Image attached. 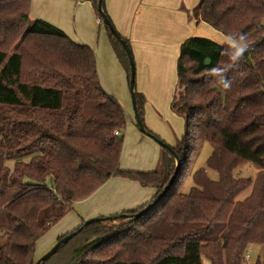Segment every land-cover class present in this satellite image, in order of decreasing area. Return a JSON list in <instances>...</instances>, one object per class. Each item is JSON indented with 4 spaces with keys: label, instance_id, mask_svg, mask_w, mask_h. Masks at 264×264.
<instances>
[{
    "label": "trees",
    "instance_id": "trees-1",
    "mask_svg": "<svg viewBox=\"0 0 264 264\" xmlns=\"http://www.w3.org/2000/svg\"><path fill=\"white\" fill-rule=\"evenodd\" d=\"M31 1L0 0V264H35L38 240L110 178L154 189L149 201L114 215L135 214L176 169L164 147L156 169L121 167L124 134L115 130L127 128V113L103 86L94 48L33 17ZM90 1L103 21L99 0ZM103 10L115 26L105 0ZM189 13L223 34H247L250 48L228 73L231 88L207 76L226 60L220 42L185 39L171 102L185 119L172 146L182 164L170 190L141 217L84 227L41 264H246L250 246L264 245V0H200ZM107 31L130 81L127 52ZM135 96L144 132L155 136L144 121L146 95ZM207 141L218 180L194 169ZM245 164L257 169L254 178L234 174ZM191 175L195 185L183 192Z\"/></svg>",
    "mask_w": 264,
    "mask_h": 264
},
{
    "label": "rangeland",
    "instance_id": "rangeland-1",
    "mask_svg": "<svg viewBox=\"0 0 264 264\" xmlns=\"http://www.w3.org/2000/svg\"><path fill=\"white\" fill-rule=\"evenodd\" d=\"M172 1L176 5L174 20L177 22L179 21V17L182 16L189 26L198 27L199 24L194 20H189L186 12L195 7L200 0ZM39 2L45 5L46 16L50 17L49 20L46 19L47 21L62 28L73 40L88 43L94 48L98 58L99 73L104 86L107 87V90L114 89L115 93L110 90L108 92L114 94L126 109L127 128L123 132L125 138L121 156V167L136 170L156 169L159 166L164 147L162 142L173 145L185 133L184 117L171 107L178 84L177 62L182 41H175L176 33L160 28L154 32L155 40L148 43L146 50L142 51V59L147 60L146 64L141 65L140 58L136 57L134 50L132 51L136 65L135 89L146 95L147 103L144 121L148 129L155 134L153 136L145 133L137 121L128 72L117 57L109 39L107 25L99 20V15L94 9L93 2L81 0V3L77 5L79 7L76 6V0H65V2L39 0ZM105 2L108 13L116 28L123 34L110 11L109 0H105ZM134 18L135 10H132V14L129 16V27L132 26ZM200 23V28L204 27L209 31L208 35L204 36L211 37L209 35H216L218 32L208 23L204 21ZM193 35L202 36V34ZM143 67L147 68L144 71V76L142 75ZM212 152V144L208 141L205 142L195 162L194 169L204 168L211 179L218 180L219 173L208 166V160ZM10 164L12 165L13 162L11 161ZM257 172L254 166L245 164L236 169L234 174L238 177L254 178ZM194 185L195 181L193 175H191L184 183L182 191L188 193ZM96 192L88 198L76 201L74 209L38 240L36 249L37 258L48 251L59 236L72 232L83 220L95 217V214L87 216V213L94 211L96 205H100L97 203L100 195L99 193L95 195ZM251 192L252 188H248L239 196V199H245ZM116 201L117 199L111 203H115ZM119 222V220H115L110 223L117 225ZM249 254L250 256L246 264H257L258 260L262 261L264 258V245H251ZM206 264H208L207 261Z\"/></svg>",
    "mask_w": 264,
    "mask_h": 264
},
{
    "label": "crops",
    "instance_id": "crops-1",
    "mask_svg": "<svg viewBox=\"0 0 264 264\" xmlns=\"http://www.w3.org/2000/svg\"><path fill=\"white\" fill-rule=\"evenodd\" d=\"M58 1L65 2V0ZM80 1L81 0H76V6L81 3ZM44 7L45 5L40 4L39 0H32L31 15L35 18L49 20L50 17L46 16L47 11ZM109 8L114 16L118 28L123 32L124 35L122 33L120 34L129 39L136 57L140 58L142 62H140L141 65L147 63L146 59H142V51L144 52V50H146L148 43L155 40V30L164 28L169 32L171 31L176 33L177 35H175V41L178 42H183L193 34H202V36H204L208 35L209 32L208 29L199 27L201 21H198L195 17H193L192 14L189 13L190 10H187L186 12L188 18L189 20L196 21L199 24L198 27L189 26V24L185 22L184 17L182 16H180L179 21L176 22L174 20V10H176V5L172 0H109ZM132 10H135V18L132 26L129 27V16L132 14ZM223 35V33L218 31L216 35L209 36H211L210 38L220 42L223 38ZM145 70H147V68L143 67V76ZM105 89L107 90V87H105ZM109 90L115 93L114 89L111 88ZM175 144L171 146H174ZM154 192V189L143 187L137 181H132L122 177H112L107 182H105L95 193V195H97L98 193L100 195L99 200L97 201V203H99L100 205H96V209L90 213H87V216H91L93 214H95V216L114 215L119 214L125 210L136 208L141 204L149 201L153 197ZM115 199H117V201L115 203H111L115 201Z\"/></svg>",
    "mask_w": 264,
    "mask_h": 264
},
{
    "label": "water",
    "instance_id": "water-1",
    "mask_svg": "<svg viewBox=\"0 0 264 264\" xmlns=\"http://www.w3.org/2000/svg\"><path fill=\"white\" fill-rule=\"evenodd\" d=\"M98 8H99V11L103 17V22L108 26L111 33L114 35V37H116L118 39V41L122 44V46L125 48V50L127 52L129 62H130V66H131L130 87L132 90L134 110H135V114L137 117V121H138L139 125L141 126V129L144 131L145 130L144 123L141 120V117H140L139 112L137 110V104H136V96H135L136 65H135L134 56L132 54L131 48L129 47L127 41L122 37L120 32L117 30V28L111 22L107 13L103 10V0H99V7ZM162 145L164 146V148L168 149L174 155L175 160H176V169H175V172L173 173V175L171 176L168 184L165 186L164 190L157 196V198L153 202H151L148 206H146L144 209H142L141 211H139L135 214L123 213L120 215L95 216V217L87 219L84 222V224L78 230L72 231V232L64 235L60 239H58L57 242L52 246V248L48 252H46L44 255H42L36 261L35 264H41L44 261H46L49 257H51V255H53L63 245H65L73 236H75L79 231H81L84 227L90 225L91 223L99 222V221H115V220H118L119 218H128V219L138 218V217H141L143 214H145L147 211H149L156 203H158L160 200H162L164 198V196L167 194V192L170 190L172 184L174 183V181H175V179L179 173V170L181 168V164H182L180 156L175 152V150L173 149V147L170 144L162 142Z\"/></svg>",
    "mask_w": 264,
    "mask_h": 264
},
{
    "label": "clouds",
    "instance_id": "clouds-1",
    "mask_svg": "<svg viewBox=\"0 0 264 264\" xmlns=\"http://www.w3.org/2000/svg\"><path fill=\"white\" fill-rule=\"evenodd\" d=\"M220 45L222 49L221 56L226 57V60L208 68L207 76L211 82L228 90L233 83V78L229 77L228 73L240 67V63L244 54L249 50L250 44L247 34L241 32L224 34ZM239 74L243 75L242 72Z\"/></svg>",
    "mask_w": 264,
    "mask_h": 264
},
{
    "label": "built area",
    "instance_id": "built-area-1",
    "mask_svg": "<svg viewBox=\"0 0 264 264\" xmlns=\"http://www.w3.org/2000/svg\"><path fill=\"white\" fill-rule=\"evenodd\" d=\"M99 20H100V18H99ZM123 130L122 129H116L115 130V134L116 135H118V136H121V135H123ZM250 256V254L249 253H247V257H249Z\"/></svg>",
    "mask_w": 264,
    "mask_h": 264
}]
</instances>
